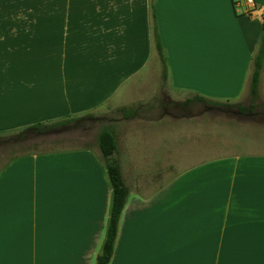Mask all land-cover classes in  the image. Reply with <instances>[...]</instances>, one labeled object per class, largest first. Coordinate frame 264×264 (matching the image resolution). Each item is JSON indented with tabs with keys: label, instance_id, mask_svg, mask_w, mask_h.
<instances>
[{
	"label": "crops",
	"instance_id": "0c3cea01",
	"mask_svg": "<svg viewBox=\"0 0 264 264\" xmlns=\"http://www.w3.org/2000/svg\"><path fill=\"white\" fill-rule=\"evenodd\" d=\"M156 2L0 0V131L141 105L102 127L115 130L121 157L126 129L153 132L159 122L149 121L164 116L142 94L148 78L131 85L149 62L154 25L172 91L238 98L264 0ZM263 77L262 67L258 93ZM133 140L132 153L147 146ZM251 140L250 154L201 158L167 178L157 146L133 170L122 166L128 194L108 264H264V130ZM104 167L87 146L1 162L0 264H95L112 199Z\"/></svg>",
	"mask_w": 264,
	"mask_h": 264
},
{
	"label": "rangeland",
	"instance_id": "374dc122",
	"mask_svg": "<svg viewBox=\"0 0 264 264\" xmlns=\"http://www.w3.org/2000/svg\"><path fill=\"white\" fill-rule=\"evenodd\" d=\"M84 3H98V0H84ZM148 3L157 2L148 0ZM259 5L261 6V4ZM244 6V3L237 6L238 11H244ZM263 9L261 10L264 15ZM34 15H40V12H36ZM263 15L261 16L262 20ZM151 49L149 62L139 74L131 79V85H139L140 81L148 78L147 89H143L142 94L145 95L148 92L145 98L148 101V107L163 109L164 116L161 122L155 119L149 121L159 122L158 126L151 127V129L156 128L153 132L145 133L140 129L125 130L126 134L120 141L121 157L118 158L120 167L123 166V170L124 168L133 170L134 165H139L140 157L147 154L148 150L155 151L156 146L162 153L163 168L159 171H163L164 178L181 171L184 172L185 169L188 170L201 158L216 159L223 156L232 157L239 153H252L250 151L252 150V135H260L264 130V84L260 86L259 93L257 91L258 96L252 98L250 94L253 56L257 48L251 58L248 81L239 97L231 101H216L219 104L197 100L185 104L186 99L194 98L196 94L172 91L166 80L167 77L162 76V63L153 39H151ZM157 66L159 70L156 74ZM262 67L264 68V61ZM262 80L264 81V77ZM122 91L118 94V96L121 94L120 102L127 99ZM135 93L136 91L132 95ZM137 93L140 94V92ZM156 96L158 98H155ZM140 106L132 105L136 111H139ZM257 113L260 115H256ZM121 118L123 119L117 111V107L110 106L99 112L74 116L65 126H47L53 122L48 121L45 122L42 131L25 130L28 126L0 131V163L27 153L86 146L93 148L101 158L102 154L96 140L97 134L103 126L113 124ZM108 129L117 138L112 126H109ZM130 139H134L132 145L134 144L139 150L142 145H147L144 148L145 151L143 149L141 152H130L127 145L130 143ZM125 141L126 147L124 146Z\"/></svg>",
	"mask_w": 264,
	"mask_h": 264
},
{
	"label": "trees",
	"instance_id": "16d2710c",
	"mask_svg": "<svg viewBox=\"0 0 264 264\" xmlns=\"http://www.w3.org/2000/svg\"><path fill=\"white\" fill-rule=\"evenodd\" d=\"M264 18V17H263ZM154 40L156 51L160 57L161 63L163 65L164 76L166 75V62L163 55V48L159 38L156 33V26L154 25ZM264 61V20L261 24V33L259 37V43L257 51L253 56V70L251 74L250 82V94L254 98L258 91V82ZM194 100L197 101H208L213 104H219V102L211 101L205 99L203 96L195 95L194 98H188L185 100V104L191 103ZM123 118H131L136 113V109L131 106H122L117 109ZM70 121V120H69ZM68 120L54 121L47 126H65L69 122ZM45 123H36L28 126L25 130H38L42 131ZM97 144L103 157L106 172L112 188V199L109 211L108 225L106 229L105 239L103 241L101 252L96 257L95 264H108L109 259L113 253L114 242L117 235L118 221L121 211L124 207L126 197L128 194V189L124 184L121 167L118 159V145L115 134L108 128H102L97 134Z\"/></svg>",
	"mask_w": 264,
	"mask_h": 264
},
{
	"label": "built area",
	"instance_id": "2783aa9c",
	"mask_svg": "<svg viewBox=\"0 0 264 264\" xmlns=\"http://www.w3.org/2000/svg\"><path fill=\"white\" fill-rule=\"evenodd\" d=\"M247 2H248V3H252V2H253V0H247Z\"/></svg>",
	"mask_w": 264,
	"mask_h": 264
}]
</instances>
